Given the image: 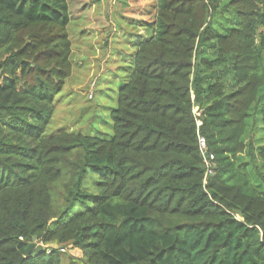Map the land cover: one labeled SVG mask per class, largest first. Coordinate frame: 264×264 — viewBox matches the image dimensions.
Masks as SVG:
<instances>
[{
    "label": "trees",
    "instance_id": "1",
    "mask_svg": "<svg viewBox=\"0 0 264 264\" xmlns=\"http://www.w3.org/2000/svg\"><path fill=\"white\" fill-rule=\"evenodd\" d=\"M151 5L106 138L51 130L69 0H0V264H264V0Z\"/></svg>",
    "mask_w": 264,
    "mask_h": 264
},
{
    "label": "rangeland",
    "instance_id": "2",
    "mask_svg": "<svg viewBox=\"0 0 264 264\" xmlns=\"http://www.w3.org/2000/svg\"><path fill=\"white\" fill-rule=\"evenodd\" d=\"M69 2L73 71L57 104L51 130L69 128L110 138V114L136 52V42L145 34L152 0ZM68 255L82 256L77 250Z\"/></svg>",
    "mask_w": 264,
    "mask_h": 264
},
{
    "label": "built area",
    "instance_id": "3",
    "mask_svg": "<svg viewBox=\"0 0 264 264\" xmlns=\"http://www.w3.org/2000/svg\"><path fill=\"white\" fill-rule=\"evenodd\" d=\"M199 146H200V150L203 154L205 163H206L207 167L210 168L213 164L214 156L213 155L208 156V154H207V143H206V139L203 136L199 137ZM61 251L65 252V249H62Z\"/></svg>",
    "mask_w": 264,
    "mask_h": 264
},
{
    "label": "water",
    "instance_id": "4",
    "mask_svg": "<svg viewBox=\"0 0 264 264\" xmlns=\"http://www.w3.org/2000/svg\"><path fill=\"white\" fill-rule=\"evenodd\" d=\"M54 247H56V246H54ZM34 249L42 250L43 249V246L42 245H38L36 242H33V243H31L28 246L26 253L28 254V253L32 252Z\"/></svg>",
    "mask_w": 264,
    "mask_h": 264
}]
</instances>
